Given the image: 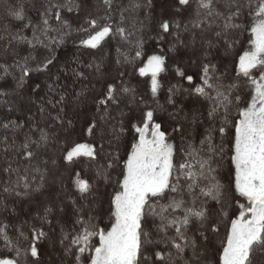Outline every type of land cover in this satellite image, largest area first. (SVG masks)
Masks as SVG:
<instances>
[{"label": "snow or ice", "instance_id": "obj_1", "mask_svg": "<svg viewBox=\"0 0 264 264\" xmlns=\"http://www.w3.org/2000/svg\"><path fill=\"white\" fill-rule=\"evenodd\" d=\"M142 6L151 8L152 0H97L98 10L87 11L86 0H32L27 7L25 0H0L5 18L19 22L16 30L0 25V52L12 57L0 61V264H38L46 241L72 264H264V0H171L172 12L156 21L154 39L166 42L169 53L191 51L187 61L173 64L162 46L145 52L144 21L136 15ZM66 13L80 18L75 28ZM73 32L86 50L116 39L119 65L143 61L138 75L149 78V99L124 84L120 71L93 98L95 115L81 133L95 138L98 125H107L110 147L131 134L123 159L117 148H105L103 135L93 142L72 138L73 120L63 115L67 96L54 84L47 85L52 95L37 105L49 117L44 124L12 118L20 104H36L31 97L21 101L20 90L33 72L48 71L53 46ZM245 33L247 47L234 54ZM20 44L43 47L49 55L39 61L31 52L21 56ZM124 46L131 52L122 51ZM229 56L235 66L230 80L217 63ZM86 67L103 80L102 59ZM170 70L176 83H169L161 104V74ZM72 72L87 79L83 71ZM40 89L34 83L37 99ZM85 92L82 88L75 99ZM188 102L193 106L185 110ZM130 106L138 115L125 126ZM161 111L169 117L165 124ZM52 151L66 166L81 165L71 173V190L61 179L52 191L57 184L48 180L49 165L57 164ZM45 193L29 218L20 219L10 206ZM224 221L227 232L217 246Z\"/></svg>", "mask_w": 264, "mask_h": 264}, {"label": "trees", "instance_id": "obj_2", "mask_svg": "<svg viewBox=\"0 0 264 264\" xmlns=\"http://www.w3.org/2000/svg\"><path fill=\"white\" fill-rule=\"evenodd\" d=\"M32 0H25L26 7ZM120 3L126 4L127 0H119ZM97 4V0H86L85 10H98L94 9V6ZM172 12L171 8V0H152L151 8L141 7L138 11L137 18L139 20L144 21L143 31L140 33L141 37L144 39V50L147 54H151L153 51H159L160 47H163L164 54L169 56L167 61L168 64H173L175 61H187L189 55H191V51L188 49H179L176 53L168 52V44L166 42H162V45H158L156 40L154 39L156 33V21L159 20L166 13L170 14ZM83 12L80 13V16H83ZM28 16L35 20L36 15L34 10H28ZM65 18L69 19L75 28L79 22L80 18L72 13H66ZM118 20V15L116 16ZM0 25L8 26L9 28L16 30L19 27V22L10 21L5 18V14L3 10H0ZM25 34L31 37V30H26ZM52 35H56L52 33ZM187 38V36L185 37ZM79 36L75 32L72 35L65 37V41L62 45H54L53 52L55 59L52 65L49 66L47 72H33L32 75L28 78L27 83L24 88L20 90V99L21 101H27L29 97L32 100L36 101L35 105H27L20 104L17 107V110L12 114L13 119H19L21 122H26L28 119H34L39 121L41 124H44L48 119L47 113L41 114L38 111L37 105L40 104L41 101L45 100L49 97L50 94L48 92L47 85L54 84L57 92H64L67 96L66 107L63 115L66 118H70L73 120L74 132L73 139H86L89 142H93V140H99L100 135L104 136V140L102 141L105 145V148L108 151H112L113 148H117L121 154V158H125V153L127 151L128 143L131 139V134H128L124 138L121 139L120 143L117 145L113 143L110 147L108 144V140L111 139V134L109 131V126L99 124L98 126L101 128V132L97 134V137H83L81 135L83 127L86 125L88 118L95 115V107L93 104V98L101 94L102 85L105 82H113V78L117 76V73L123 71L125 75L121 78L122 82L128 86L135 88L137 96H143L146 100L149 99L148 93V77H140L138 75V67L143 65V61H136L131 64H123L119 65L116 63L117 58L120 56V53L117 51V48L120 47L119 42L116 39H109L106 44L100 50H86L83 48H79L77 46ZM241 43L236 46L234 50V54L238 53L241 48L247 47V34L245 33L240 37ZM16 50L20 53L21 56H27L31 52L33 56L36 57V60L39 61L49 55V50L43 47H37L35 50H32L26 44L16 45ZM122 51L131 52L127 46L122 48ZM147 56H145L146 60ZM12 59L11 56H5L2 52H0V61ZM103 60L104 65V78L101 80L97 77L94 70L88 69L86 67L87 64L95 61ZM217 63H222V66L227 68V78L230 80L235 76V66L232 63V56L225 58L222 62L217 61ZM35 66V61L31 65ZM72 69H75L77 72L83 71L87 79H78L75 75H73ZM58 78V79H57ZM55 82V83H54ZM161 82L164 87L160 91V103L164 104L165 98L167 95L166 89L169 86V83H176V78L174 77V73L170 70L167 74H161ZM34 83H39L41 85V89L39 92V99L37 96L33 94L32 88ZM185 87L187 85L185 84ZM86 89L85 95L82 96L79 101L75 99V94L80 92L81 89ZM248 90L245 89V93ZM246 95L242 94V99H247ZM193 105L191 102L186 103L185 110L191 108ZM29 107L31 111H29ZM47 107V105H45ZM123 107V105H121ZM168 108V111H171V107L165 105ZM49 111L52 110L49 108ZM127 117L125 118V126H127L130 122H135V117L138 115V109L135 106H130L126 108ZM55 112H52V115H55ZM112 114H117V109L115 107L112 108ZM159 121L162 124L169 121V117L166 112L161 111L159 114ZM235 116V112L233 113ZM3 131L0 130V135H3ZM9 135H11L9 133ZM232 135V131L230 130L228 136ZM173 141L179 144L178 137L175 133L172 134ZM57 159V164L55 166L49 165L52 169L48 180L51 182L52 180H56L57 184L52 189L55 191L56 188L59 187V180H63L64 185L67 186L69 190H71V173L73 170H79L81 167L80 164H76L73 166H66L60 160L59 156L55 151L50 153ZM2 155L0 154V168L4 167V160L2 159ZM11 158V156L9 157ZM47 159V156L44 157ZM227 172V168L225 170ZM118 172L114 170L112 175L116 176ZM0 179H4L2 173H0ZM48 193H45L43 196L40 194H34L32 200L28 201H14L10 206H15L17 211L16 215L20 219L29 218V214L35 212V205L39 203V201L47 198ZM101 198L105 201L104 215L105 219L101 222V226L103 227L106 223V212H107V197L105 195V190L101 188ZM70 211V206H69ZM231 215V213H230ZM3 216H0V219H3ZM15 222V221H13ZM220 231L216 237V244L219 245V241L223 239L226 235L228 224L227 221H224L219 224ZM47 230V229H46ZM52 239L55 240L56 237L52 236ZM41 248V257L38 264H72L70 259L64 258L62 253L60 252L59 246L55 247L57 251L56 255L52 254L49 257V252L51 250L52 245L49 242H44L40 245ZM27 264H32L31 260L27 261Z\"/></svg>", "mask_w": 264, "mask_h": 264}, {"label": "rangeland", "instance_id": "obj_3", "mask_svg": "<svg viewBox=\"0 0 264 264\" xmlns=\"http://www.w3.org/2000/svg\"><path fill=\"white\" fill-rule=\"evenodd\" d=\"M111 137V136H110ZM57 251L55 250V248H51L50 252H49V257L54 254L56 255Z\"/></svg>", "mask_w": 264, "mask_h": 264}]
</instances>
